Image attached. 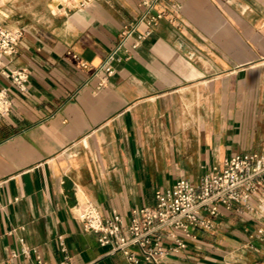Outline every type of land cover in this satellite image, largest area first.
<instances>
[{
    "label": "crops",
    "instance_id": "obj_1",
    "mask_svg": "<svg viewBox=\"0 0 264 264\" xmlns=\"http://www.w3.org/2000/svg\"><path fill=\"white\" fill-rule=\"evenodd\" d=\"M156 11L164 17L136 49L128 39L108 76L102 65L141 0H0V28L21 33L2 67L28 75L21 91L0 73L11 101L0 119V264H130L80 209L128 222L158 190L264 154V0H160ZM177 236L186 247L166 236L177 248L166 264H264V195Z\"/></svg>",
    "mask_w": 264,
    "mask_h": 264
},
{
    "label": "built area",
    "instance_id": "obj_2",
    "mask_svg": "<svg viewBox=\"0 0 264 264\" xmlns=\"http://www.w3.org/2000/svg\"><path fill=\"white\" fill-rule=\"evenodd\" d=\"M159 2L141 0L143 12L139 21L124 25L121 43L102 65V71L108 76L114 75L113 63L120 59L118 53L126 48L128 39L136 35L132 44V48L136 49L151 34V27L164 17L162 12L156 11ZM140 23L149 28L144 34H138ZM20 38L21 33L0 28V58L2 55H14ZM0 73L7 74L21 91L26 90V72H5L0 61ZM10 110L8 93L0 90V119L9 115ZM257 194L264 195V154L235 155L227 159L223 167H215L206 174L199 184L181 179L169 190H158L157 204L134 208L128 222L121 215L102 217L92 205L80 209L78 218L87 230L98 234L101 246L109 247L114 253H123L130 264H166L163 257L168 252L186 247L185 241L177 236L178 233L190 235L191 228L211 230L222 208H249L252 198ZM166 236L176 237L177 248L166 249ZM35 264L47 263L38 255ZM57 264L71 263L64 260Z\"/></svg>",
    "mask_w": 264,
    "mask_h": 264
}]
</instances>
